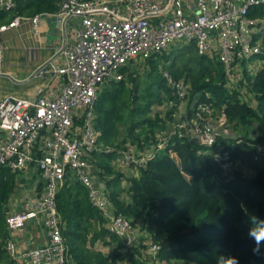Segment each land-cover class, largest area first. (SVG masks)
<instances>
[{
  "label": "trees",
  "instance_id": "16d2710c",
  "mask_svg": "<svg viewBox=\"0 0 264 264\" xmlns=\"http://www.w3.org/2000/svg\"><path fill=\"white\" fill-rule=\"evenodd\" d=\"M14 1V8L0 9V25L16 16L55 12L60 3ZM249 14L264 16V4ZM260 46L264 51V32ZM261 58L236 60L237 79L238 71L242 77L232 84L215 53L198 54L192 44L171 46L127 64L122 79L109 81L97 95L96 180L106 187L111 212L132 226L139 224L159 247L160 264H217L228 255L240 264H264V246L260 256L254 255V241L247 235L251 226L264 222V64L253 75L248 68ZM174 82L187 85L184 97ZM200 105L209 106L214 117L201 113ZM210 118L219 123L218 136L207 146L190 128ZM181 123L188 127L178 129ZM130 147L155 152L136 166L137 175L127 176L115 162ZM221 155L227 158L220 161ZM17 184V173L0 166V264H13L6 249V205ZM55 207L65 264H141L135 256L145 246L124 252L120 237L107 229L81 183L65 181Z\"/></svg>",
  "mask_w": 264,
  "mask_h": 264
},
{
  "label": "built area",
  "instance_id": "2783aa9c",
  "mask_svg": "<svg viewBox=\"0 0 264 264\" xmlns=\"http://www.w3.org/2000/svg\"><path fill=\"white\" fill-rule=\"evenodd\" d=\"M263 4L264 0H60L55 12L16 16L0 25L2 35L21 20H28L31 32L39 35L40 21L49 18L59 25L60 36L56 53L21 77L4 70L6 46L0 41V77L22 89L35 82L31 95H0V166L16 172L18 179L20 172L30 168L41 176L31 187L26 206L6 216L10 232L6 249L13 264H65L55 207L57 191L65 181L79 182L86 188L107 229L120 237L124 252L144 245L145 249L139 248L140 256H135L139 262L160 264L159 247L143 230L134 233L128 219L111 212L106 187L96 180L92 168L98 149L94 102L105 84L122 79L124 66L171 46L192 44L198 54L215 53L230 81L237 79L236 60L261 55L257 60L264 64L260 46L264 16L249 14ZM14 6V0H0V9ZM172 85L185 96L187 85ZM199 108L211 115L209 106ZM176 127L185 129L188 125ZM190 132L207 146L218 136L210 120L193 122ZM154 152L130 147L117 161L120 167L136 168ZM219 157L220 161L227 158ZM31 224H36L34 245L19 254L13 236Z\"/></svg>",
  "mask_w": 264,
  "mask_h": 264
},
{
  "label": "crops",
  "instance_id": "0c3cea01",
  "mask_svg": "<svg viewBox=\"0 0 264 264\" xmlns=\"http://www.w3.org/2000/svg\"><path fill=\"white\" fill-rule=\"evenodd\" d=\"M55 23H56L55 20L49 18L40 21L39 29L42 38L38 37L37 35L34 36L31 33L30 25L28 23L20 24L19 26L13 28L12 30H9L8 32L0 35V41L6 46L4 51V62H5L4 70L14 73L20 77L24 76L28 72H30L38 62H41L40 60H42L43 58L42 56L46 52L44 48L46 43L50 41H57L56 44L58 48L60 45L59 27H57ZM34 87H35V82L28 84L26 89H22L21 87H16V86L13 87L11 86V83L7 78L0 77V95L9 94L12 92L22 96L29 94L31 95L33 94ZM180 111L184 112V108H182ZM209 120L212 121L215 127L218 126L219 123L216 119L214 120L210 118ZM118 162L119 161L115 162V167L119 166ZM120 168L121 171L125 173L127 176L138 174L137 168L133 166L132 167L122 166ZM33 172L34 170L30 168L24 172H20V174L18 175V177L20 178L19 179L17 178L18 184L16 186L14 193H12L15 195V198L14 195L13 197H11V199L17 200L15 202V204H17V209H10L9 213L24 208L27 202L29 201L28 194L31 188H29L26 192H23L21 198L17 197V191H23V184L21 183L23 180V176L29 173V177H30V174ZM122 185L125 187L127 184L125 181H123ZM19 205L20 207L18 209ZM132 227L134 233L137 232L136 231L137 229L141 230L138 225L136 226L133 225ZM35 228H36V224H31L30 226L28 225L22 230H18L15 232L13 238L15 241L16 249L19 254L27 252L34 245L35 242L34 233L36 230Z\"/></svg>",
  "mask_w": 264,
  "mask_h": 264
},
{
  "label": "rangeland",
  "instance_id": "374dc122",
  "mask_svg": "<svg viewBox=\"0 0 264 264\" xmlns=\"http://www.w3.org/2000/svg\"><path fill=\"white\" fill-rule=\"evenodd\" d=\"M72 21H75L74 19ZM260 67V61L259 60H254L253 62L250 63V65L248 66L249 68V72L253 75L254 72ZM238 74L240 75L238 78L241 79V71L239 72L238 71ZM239 79H235L232 81V84L233 82L237 84V81ZM245 99L248 98L249 96H247V94H245ZM250 98V97H249ZM185 106V103H181L180 107L181 109ZM236 132V131H235ZM118 169L121 170V168L118 166L117 167ZM41 178V176L39 175V173L37 172H33L30 174V177H29V173L25 174L23 176V180H22V184H23V191H17V197L18 198H21L22 195H23V192H26L29 188H31L32 186H34V184L37 182V180H39ZM14 193V192H13ZM14 194L11 195V197H13ZM10 197V200L8 201L7 205H6V209L10 212V209H17V204H15V202L17 201L16 199H11ZM14 198H15V195H14ZM20 205L18 206V209H19ZM8 212V213H9ZM138 226L140 227V225L138 224ZM99 248L102 249L104 252H109V249L108 247H103L101 245H99ZM178 264H181V263H178Z\"/></svg>",
  "mask_w": 264,
  "mask_h": 264
},
{
  "label": "clouds",
  "instance_id": "9594fccd",
  "mask_svg": "<svg viewBox=\"0 0 264 264\" xmlns=\"http://www.w3.org/2000/svg\"><path fill=\"white\" fill-rule=\"evenodd\" d=\"M248 238L254 241L252 252L254 255L260 256L261 248L264 246V222H259L256 226H251L248 231ZM217 264H240L239 258L234 255H228L227 258L221 256L217 260Z\"/></svg>",
  "mask_w": 264,
  "mask_h": 264
},
{
  "label": "water",
  "instance_id": "95a60500",
  "mask_svg": "<svg viewBox=\"0 0 264 264\" xmlns=\"http://www.w3.org/2000/svg\"><path fill=\"white\" fill-rule=\"evenodd\" d=\"M23 23H28L29 25H30V28H31V24H30V21H26V20H21L20 21V24H23ZM19 24V25H20ZM56 24V23H55ZM18 25V26H19ZM57 25V27H59V25L58 24H56ZM17 27V26H16ZM15 28V27H14ZM13 29V28H12ZM12 29H10V30H12ZM9 31V30H8ZM8 31H6V32H8ZM6 32H4V33H6ZM32 33V32H31ZM33 34V33H32ZM34 35V34H33ZM34 36H36V35H34ZM38 37H40V38H42V35L41 34H39V35H37ZM58 40V39H57ZM56 42L57 41H50V42H48V43H46V45L44 46V48H45V54L42 56L43 58H42V60H40V61H45V60H47V59H49L52 55H54L55 53H56V51H57V44H56ZM39 63V62H38ZM37 63V64H38ZM36 64V65H37Z\"/></svg>",
  "mask_w": 264,
  "mask_h": 264
}]
</instances>
